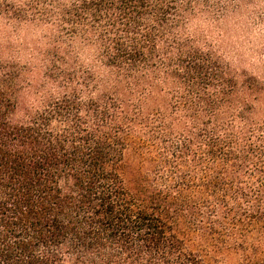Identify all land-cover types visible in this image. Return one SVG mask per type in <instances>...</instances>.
Returning a JSON list of instances; mask_svg holds the SVG:
<instances>
[{"label": "trees", "instance_id": "obj_1", "mask_svg": "<svg viewBox=\"0 0 264 264\" xmlns=\"http://www.w3.org/2000/svg\"><path fill=\"white\" fill-rule=\"evenodd\" d=\"M209 6L68 0L94 88L23 118L0 71V264H264V84L184 36Z\"/></svg>", "mask_w": 264, "mask_h": 264}, {"label": "rangeland", "instance_id": "obj_2", "mask_svg": "<svg viewBox=\"0 0 264 264\" xmlns=\"http://www.w3.org/2000/svg\"><path fill=\"white\" fill-rule=\"evenodd\" d=\"M67 1L0 0V71L13 77L17 118L64 93L69 75L79 76V83L90 75L83 86L94 88L95 42L69 31L63 16ZM181 30L239 84L252 78L264 84V0H210L207 9L184 20ZM164 85L167 93L157 97L176 91Z\"/></svg>", "mask_w": 264, "mask_h": 264}]
</instances>
